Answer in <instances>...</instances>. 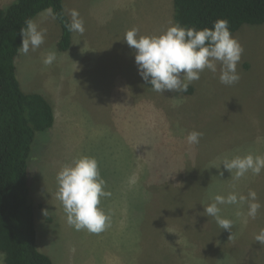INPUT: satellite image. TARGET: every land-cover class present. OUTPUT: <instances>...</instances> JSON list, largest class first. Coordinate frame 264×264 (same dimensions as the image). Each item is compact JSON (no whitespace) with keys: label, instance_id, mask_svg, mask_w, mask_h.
<instances>
[{"label":"rangeland","instance_id":"obj_1","mask_svg":"<svg viewBox=\"0 0 264 264\" xmlns=\"http://www.w3.org/2000/svg\"><path fill=\"white\" fill-rule=\"evenodd\" d=\"M13 1L0 0V7ZM173 2L64 0L66 13L79 11L84 34L72 33L70 48L59 51L60 25L43 12L35 21L44 43L16 58L22 91L43 95L55 113L29 160L37 248L54 264H264V246L254 239L264 228L263 206L253 219L247 204L219 205L233 221L230 240L229 231L202 214L217 194L254 190L263 200L264 171L236 179L222 163L264 155V24L233 35L244 49L238 83L222 84L218 64L216 73L205 69L190 83L191 92L157 93L139 75L123 37L132 28L140 35L164 31L174 23ZM49 52L56 59L45 65ZM193 130L203 136L190 146ZM82 155L96 158L111 193L101 198L110 221L99 234L70 226L56 199L57 173ZM198 176L199 187L214 192L204 190L203 198L189 192Z\"/></svg>","mask_w":264,"mask_h":264},{"label":"clouds","instance_id":"obj_2","mask_svg":"<svg viewBox=\"0 0 264 264\" xmlns=\"http://www.w3.org/2000/svg\"><path fill=\"white\" fill-rule=\"evenodd\" d=\"M44 13L56 18L51 7L45 9ZM67 15V29L83 35L86 29L79 11L70 9ZM24 25L20 29L22 43L17 48L20 55L37 50L45 40V30L35 20L28 18ZM123 41L134 49L139 75L157 93L187 92L190 83L199 80L205 69L216 73L218 64L222 84L231 86L241 78L238 64L244 49L232 35L226 19H217L211 28L202 29L171 23L164 31L152 35H140L138 28H132L124 33ZM55 59V52H49L43 63L50 65ZM202 136V132L193 130L188 133L186 141L190 146L196 145ZM222 165L232 175L234 173L236 179L249 171L259 175L264 171V155H236L230 159L225 158ZM220 175L223 176V172ZM56 179V199L63 206L67 223L77 231L86 229L94 234L103 232L109 225L110 217L100 207L101 198L108 197L111 193L105 190L106 182L101 176L96 158L87 155L77 157L61 168ZM225 204H247V215L253 219L262 206L254 190H250L247 196L238 195L234 191L227 196L217 194L212 203L204 205L202 214L213 218L220 228L229 231V240L233 237V221L223 217L219 207ZM241 214L237 212L238 216ZM254 239L264 246V228L260 229Z\"/></svg>","mask_w":264,"mask_h":264},{"label":"trees","instance_id":"obj_3","mask_svg":"<svg viewBox=\"0 0 264 264\" xmlns=\"http://www.w3.org/2000/svg\"><path fill=\"white\" fill-rule=\"evenodd\" d=\"M63 1L14 0L7 7H0V253L4 257L3 264H54L37 248L35 206L29 190V160L37 134L53 128L55 113L46 97L22 91L15 62L19 55L17 48L22 43L20 29L25 26L24 21L35 20L49 7L61 28L59 51L70 48L73 32L66 27L69 17ZM173 7L174 23L186 27L211 28L217 19H226L234 35L244 25L264 24V0H174ZM198 177L190 185L189 192L201 198L204 190L214 192L213 186L210 189L199 187L202 178ZM226 181L227 177L225 184ZM163 194V191L158 192L162 199ZM261 197L264 200V190ZM263 200L260 204L264 207ZM223 217L227 218L228 213Z\"/></svg>","mask_w":264,"mask_h":264}]
</instances>
